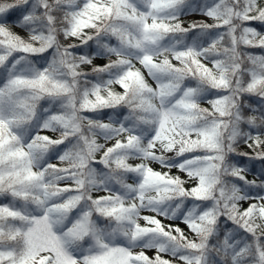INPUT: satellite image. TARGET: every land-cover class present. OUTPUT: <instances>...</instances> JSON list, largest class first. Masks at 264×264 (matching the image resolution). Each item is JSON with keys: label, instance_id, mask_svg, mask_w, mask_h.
<instances>
[{"label": "snow or ice", "instance_id": "snow-or-ice-1", "mask_svg": "<svg viewBox=\"0 0 264 264\" xmlns=\"http://www.w3.org/2000/svg\"><path fill=\"white\" fill-rule=\"evenodd\" d=\"M0 264H264V0H0Z\"/></svg>", "mask_w": 264, "mask_h": 264}, {"label": "trees", "instance_id": "trees-1", "mask_svg": "<svg viewBox=\"0 0 264 264\" xmlns=\"http://www.w3.org/2000/svg\"><path fill=\"white\" fill-rule=\"evenodd\" d=\"M12 19H15V15H13ZM209 22H211V21H209ZM14 30L17 31V32H20L21 35H24L23 31L19 27H15ZM96 62L97 63H103V61H101V60H97ZM240 150L241 151H246L247 149L242 146ZM241 163H247V161L244 160V159H241ZM255 167H256V169H259V167H260L259 162H256ZM249 178L251 179L252 177L249 176ZM181 227H183V225H181Z\"/></svg>", "mask_w": 264, "mask_h": 264}, {"label": "rangeland", "instance_id": "rangeland-1", "mask_svg": "<svg viewBox=\"0 0 264 264\" xmlns=\"http://www.w3.org/2000/svg\"><path fill=\"white\" fill-rule=\"evenodd\" d=\"M195 18L199 19L200 17H195ZM150 254H151V253H150Z\"/></svg>", "mask_w": 264, "mask_h": 264}]
</instances>
